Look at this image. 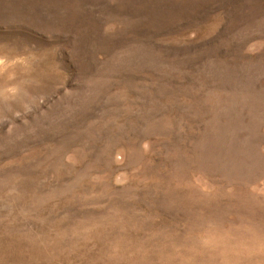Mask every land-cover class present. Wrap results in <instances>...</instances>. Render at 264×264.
<instances>
[{"label": "rangeland", "instance_id": "374dc122", "mask_svg": "<svg viewBox=\"0 0 264 264\" xmlns=\"http://www.w3.org/2000/svg\"><path fill=\"white\" fill-rule=\"evenodd\" d=\"M0 264H264V0H0Z\"/></svg>", "mask_w": 264, "mask_h": 264}]
</instances>
